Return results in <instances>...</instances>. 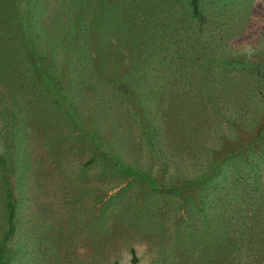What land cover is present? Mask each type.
<instances>
[{"label":"rangeland","instance_id":"374dc122","mask_svg":"<svg viewBox=\"0 0 264 264\" xmlns=\"http://www.w3.org/2000/svg\"><path fill=\"white\" fill-rule=\"evenodd\" d=\"M73 9V0H0V264H130L131 249L137 264H264V0H250L246 20L208 17L213 62L241 77L251 60L255 88L207 102L180 86L170 105L156 85L136 86L129 102L112 88L102 54L112 42L87 8ZM117 50L125 69L133 49ZM99 103L122 116L98 117ZM232 111L241 129L260 124L263 134L253 168L235 174L247 190L228 172L209 190L174 189L173 175L182 182L206 163L203 126L225 125Z\"/></svg>","mask_w":264,"mask_h":264},{"label":"trees","instance_id":"16d2710c","mask_svg":"<svg viewBox=\"0 0 264 264\" xmlns=\"http://www.w3.org/2000/svg\"><path fill=\"white\" fill-rule=\"evenodd\" d=\"M225 1L73 0V10L79 12L87 8L89 10L87 19L98 22L103 35L110 38L112 44L102 54L105 55L104 60L109 63L110 74L115 78L112 88L124 92L125 99L130 101L136 93V86L138 91L142 92L143 89L153 91L155 90L153 85H156L157 89H160L159 92L163 94L164 102L170 105V98L176 95L177 90L181 89L180 86L189 87L191 91L193 89L192 92L195 95L202 92L208 97L207 102L213 99L212 96L215 94L218 95V92L224 94L231 88L237 87L232 90L237 93L239 91L250 93L255 88L257 64L243 59L241 61L243 75L238 77V74L231 73L226 63L223 64L226 67L222 66V62L215 64L210 51L206 50L210 43L207 31L215 28L209 22L212 17L223 16L226 11L228 13L226 16L233 18V21L247 19L250 0ZM69 25L72 30L74 24ZM69 37L64 40L70 42ZM227 37L229 38L230 35ZM122 44L125 48L129 46L131 50L133 49L129 59L125 55V69L124 56L117 50ZM3 54L0 51V57ZM115 54L122 58V62L121 58L116 57ZM182 70L186 72L190 70V75L186 77L185 74V81L181 83L178 76ZM124 73L125 78H122ZM261 74L264 75V72ZM123 80H125V85L121 84ZM81 84L84 85L85 82L81 81ZM215 88L220 90L214 92ZM191 103L199 104L195 101ZM94 105L95 113L100 118L122 116L123 110L116 105H114V110L113 107L109 109L110 106L105 109L101 103ZM202 106L206 110V107ZM169 108L170 106L167 110ZM237 115L238 112H229L225 119L221 120V122L226 121L225 125L220 123L218 126L214 124L211 127L206 123L203 126L205 136L200 143L203 150L198 151L201 154L198 158L206 163L202 171L196 173L195 176H181L182 182L177 181L180 174L173 175L170 182L175 179L177 185L174 189L179 190L180 187L187 186L190 190H204L205 187L209 190L211 183L213 185L223 177L224 180L228 178V172L231 179L226 182L231 184L230 186L235 190H247L250 182L243 176L239 178L235 174H240L243 169L239 165L244 164L248 169L253 168V160L256 157L254 148L263 134L260 124L254 131L252 129L247 132L245 127L241 129V118L238 119ZM175 119L178 120L176 117ZM184 121L180 120L182 124ZM148 179L149 182L155 183L154 179L147 178L146 180ZM9 181L7 212L12 225L15 196L11 188V177ZM155 185L158 186L155 183L151 184V187ZM130 254V264H137L138 257L133 249L130 250Z\"/></svg>","mask_w":264,"mask_h":264}]
</instances>
